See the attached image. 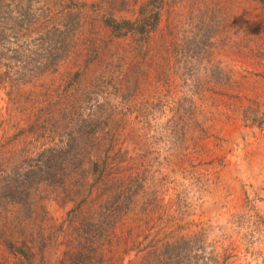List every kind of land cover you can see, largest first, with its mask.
Here are the masks:
<instances>
[{
    "label": "rangeland",
    "instance_id": "rangeland-1",
    "mask_svg": "<svg viewBox=\"0 0 264 264\" xmlns=\"http://www.w3.org/2000/svg\"><path fill=\"white\" fill-rule=\"evenodd\" d=\"M14 2L22 14L6 32L20 38H9L19 66L56 55V28L77 36L55 68L0 86V261L68 264L72 211L92 174L144 159L145 190L184 196L190 219L209 227L205 262L218 252L221 263L264 264V1Z\"/></svg>",
    "mask_w": 264,
    "mask_h": 264
},
{
    "label": "trees",
    "instance_id": "trees-1",
    "mask_svg": "<svg viewBox=\"0 0 264 264\" xmlns=\"http://www.w3.org/2000/svg\"><path fill=\"white\" fill-rule=\"evenodd\" d=\"M14 1L0 0V9L6 8L7 11L6 16L0 15V86L7 81L13 85L25 83L55 68L74 49L77 36V32L70 33L64 26L56 28V34L51 38L58 45L53 50L58 51L56 55H47L37 62L32 60L33 64L28 63V59L19 66L16 48L21 44L19 46L9 38L11 36L17 41L20 38L15 32L13 36L6 32V24L12 17L15 19L22 14L17 9L19 14L15 16L16 8L11 6ZM106 24L112 32L121 35L119 30L124 24L117 22L114 16H109ZM67 34L70 36L65 37ZM8 51L13 54L9 55ZM7 60L11 65L9 70L1 71L3 66H7L4 64ZM150 163L144 159L139 163L130 162L127 173L120 166L105 162V169L92 174L91 183L84 189L77 208L72 211L68 235L78 238V243L73 239L65 241L69 247L66 251L68 264H114L112 257H123L130 252L134 256H142L143 264H225L218 261V257L223 255L218 252L217 257H208L205 262L203 254L210 229L206 223L190 219L185 208L190 206L184 203V196L165 201L160 189L145 190L146 182L152 177L149 176ZM88 177V174L80 175L82 185ZM39 178L42 179V176L35 178L36 184L40 183ZM223 238L216 239V247ZM22 245L30 250L26 243L22 242ZM215 245L212 248L216 249ZM225 248L222 249L226 251Z\"/></svg>",
    "mask_w": 264,
    "mask_h": 264
}]
</instances>
